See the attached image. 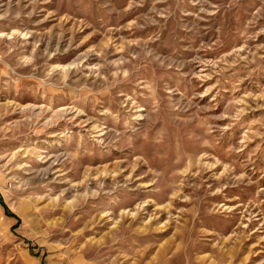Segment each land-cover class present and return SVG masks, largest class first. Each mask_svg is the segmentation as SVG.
<instances>
[{"label": "rangeland", "instance_id": "374dc122", "mask_svg": "<svg viewBox=\"0 0 264 264\" xmlns=\"http://www.w3.org/2000/svg\"><path fill=\"white\" fill-rule=\"evenodd\" d=\"M0 264H264V0H0Z\"/></svg>", "mask_w": 264, "mask_h": 264}, {"label": "trees", "instance_id": "16d2710c", "mask_svg": "<svg viewBox=\"0 0 264 264\" xmlns=\"http://www.w3.org/2000/svg\"><path fill=\"white\" fill-rule=\"evenodd\" d=\"M5 207H6V206H5ZM8 211H9V210H8V208L6 207V212L8 213Z\"/></svg>", "mask_w": 264, "mask_h": 264}]
</instances>
